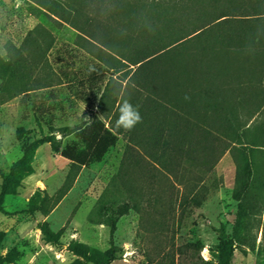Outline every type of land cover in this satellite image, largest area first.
Listing matches in <instances>:
<instances>
[{"label": "rangeland", "instance_id": "1", "mask_svg": "<svg viewBox=\"0 0 264 264\" xmlns=\"http://www.w3.org/2000/svg\"><path fill=\"white\" fill-rule=\"evenodd\" d=\"M39 3L0 0V170L9 174L22 157L21 170H28L12 174L13 194L4 193L0 175V264H92L79 252L98 253L105 264H217L218 231L224 226L232 241L238 208L232 154L226 151L193 189L178 185L144 156L139 165L124 164L126 136L95 107L67 100L59 70L69 69V53L79 54L75 68H83L85 54L75 44L77 32ZM239 56L248 68V54ZM260 58L257 76L264 86ZM251 96L258 101L264 94ZM71 163L80 168L66 187ZM113 201L127 202V211L118 215ZM101 205L107 217H101ZM45 223L56 243L44 239ZM248 223L255 249H234L230 264H264V210Z\"/></svg>", "mask_w": 264, "mask_h": 264}, {"label": "trees", "instance_id": "2", "mask_svg": "<svg viewBox=\"0 0 264 264\" xmlns=\"http://www.w3.org/2000/svg\"><path fill=\"white\" fill-rule=\"evenodd\" d=\"M39 5L77 32L83 68H75L79 54L69 53V69L59 70L67 100L95 107L116 133L126 136L124 164L139 165L144 156L178 185L193 189L226 151L232 154V197L238 208L232 241L224 226L218 231L217 264H230L234 249L253 251L248 220L264 210V96L251 99L264 94L256 68L264 57V0H40ZM242 52L248 54V68ZM124 100L142 118L131 130L112 126ZM35 113L40 122L42 112ZM100 131L93 134L91 146ZM22 134L19 129L17 136ZM24 165L22 157L9 174L0 170L4 193H14V172L28 174L21 170ZM79 168L71 163L66 187ZM100 208L101 217H107L105 206ZM127 209V202L113 201L118 215ZM40 230L47 242H57L46 223ZM79 255L105 264L98 253Z\"/></svg>", "mask_w": 264, "mask_h": 264}, {"label": "clouds", "instance_id": "3", "mask_svg": "<svg viewBox=\"0 0 264 264\" xmlns=\"http://www.w3.org/2000/svg\"><path fill=\"white\" fill-rule=\"evenodd\" d=\"M94 70V69H90ZM185 99H190L185 96ZM119 118L116 121L117 127H123L126 130H131L136 123L141 122V116L137 108L128 101L124 100L119 108Z\"/></svg>", "mask_w": 264, "mask_h": 264}]
</instances>
